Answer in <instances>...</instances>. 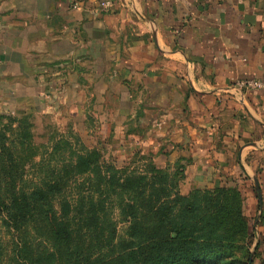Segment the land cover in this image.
Segmentation results:
<instances>
[{
    "label": "crops",
    "instance_id": "crops-1",
    "mask_svg": "<svg viewBox=\"0 0 264 264\" xmlns=\"http://www.w3.org/2000/svg\"><path fill=\"white\" fill-rule=\"evenodd\" d=\"M253 80L264 0H0V115L65 108L124 155L179 164L184 193L264 184V89L235 86Z\"/></svg>",
    "mask_w": 264,
    "mask_h": 264
},
{
    "label": "trees",
    "instance_id": "trees-1",
    "mask_svg": "<svg viewBox=\"0 0 264 264\" xmlns=\"http://www.w3.org/2000/svg\"><path fill=\"white\" fill-rule=\"evenodd\" d=\"M26 116L0 117L14 129L0 131V264H179L219 255L210 242L235 240V183L191 202L167 172H124L96 150L57 149L33 161ZM29 164L36 183L26 178ZM115 211L128 224L123 237Z\"/></svg>",
    "mask_w": 264,
    "mask_h": 264
},
{
    "label": "rangeland",
    "instance_id": "rangeland-1",
    "mask_svg": "<svg viewBox=\"0 0 264 264\" xmlns=\"http://www.w3.org/2000/svg\"><path fill=\"white\" fill-rule=\"evenodd\" d=\"M57 110L53 109L52 112L47 114L24 113L27 116L22 121L25 128L23 133L30 135L34 154L38 155V158L34 157L33 161H39L40 156L47 151L52 153L58 149L60 154L66 153V155H69L71 151L86 148L98 151L102 155L103 163L107 166L114 165L124 172L137 171L138 173H144L149 170V167L158 168L154 159L146 154H141L139 148H134L132 152L130 151L124 155L117 147L113 146L112 142L104 145L106 140L100 139L96 123L90 125L93 132L87 133L85 129H82L81 120L75 123L69 116H66L65 108ZM1 116H9L12 120L20 117L9 114ZM11 123L13 124L12 121H8L6 118H0V131L6 129V133L13 134V128L7 129L4 127L5 125H11ZM61 141H68L71 146H58ZM31 167L32 164H29L26 168L28 173L26 178L30 181L34 180L36 183L35 175H32L34 169L32 170ZM159 170L167 172L171 179L178 184L180 195L191 199V202L194 201V197L202 199L205 193L214 196L216 187L194 188L184 193L181 186L185 175L179 164ZM232 191L238 195L237 198H233L232 203L235 216L233 218L235 240L210 242L209 248L214 253H219V255H196L190 261L186 263L182 261L179 264H264V184L256 185L253 182L240 184L236 182ZM259 192L262 196L261 199ZM231 210L230 205L229 211ZM111 218L117 226L118 236L123 237L128 228L125 219L120 216L118 211H115ZM193 246L195 245L191 247Z\"/></svg>",
    "mask_w": 264,
    "mask_h": 264
},
{
    "label": "built area",
    "instance_id": "built-area-1",
    "mask_svg": "<svg viewBox=\"0 0 264 264\" xmlns=\"http://www.w3.org/2000/svg\"><path fill=\"white\" fill-rule=\"evenodd\" d=\"M110 3H102L101 7L102 8H109ZM239 89H249V90H261L264 89V83L261 81H238L235 85Z\"/></svg>",
    "mask_w": 264,
    "mask_h": 264
},
{
    "label": "water",
    "instance_id": "water-1",
    "mask_svg": "<svg viewBox=\"0 0 264 264\" xmlns=\"http://www.w3.org/2000/svg\"><path fill=\"white\" fill-rule=\"evenodd\" d=\"M259 197H260V199L262 198V196H261L260 192H259Z\"/></svg>",
    "mask_w": 264,
    "mask_h": 264
}]
</instances>
